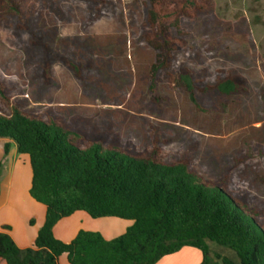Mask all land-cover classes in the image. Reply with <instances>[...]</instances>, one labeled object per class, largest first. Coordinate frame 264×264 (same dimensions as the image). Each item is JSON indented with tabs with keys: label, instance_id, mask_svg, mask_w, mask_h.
Wrapping results in <instances>:
<instances>
[{
	"label": "rangeland",
	"instance_id": "374dc122",
	"mask_svg": "<svg viewBox=\"0 0 264 264\" xmlns=\"http://www.w3.org/2000/svg\"><path fill=\"white\" fill-rule=\"evenodd\" d=\"M34 8L24 30L16 17L0 23L1 114L17 107L117 139L131 153L157 148L166 163L188 159L205 180L243 197L264 226V0H212L198 17H183L186 45L155 74L157 51L144 40L149 0H37ZM186 72L195 102L177 82ZM228 74L245 78L249 91L209 89ZM208 244L212 257L239 264Z\"/></svg>",
	"mask_w": 264,
	"mask_h": 264
},
{
	"label": "trees",
	"instance_id": "16d2710c",
	"mask_svg": "<svg viewBox=\"0 0 264 264\" xmlns=\"http://www.w3.org/2000/svg\"><path fill=\"white\" fill-rule=\"evenodd\" d=\"M36 1L0 0V23L16 17L23 22L19 28L26 29ZM149 2L144 40L157 51L155 74L168 69L186 45L181 19L198 17L212 0ZM59 61L76 69L66 58ZM50 67L48 62L47 72ZM177 82L195 102L191 74L183 73ZM209 89L226 96L249 91L247 80L233 74ZM0 95L4 99L1 85ZM0 140H7L5 154L16 144L19 153L29 155V193L46 207L45 223L31 247L21 249L9 233H0V264H60L65 254L69 264H156L185 246L201 251L200 264H233L230 257H212L208 242L232 251L239 264H264V226L257 220L258 211L224 183L205 180L188 159L166 163L157 148L131 153L117 139L108 142L73 130L60 118L31 117L17 107H10L8 115L0 113ZM1 171L0 159V175ZM78 211L94 219L114 217L133 224L112 240L86 230L69 243L57 239L55 226Z\"/></svg>",
	"mask_w": 264,
	"mask_h": 264
},
{
	"label": "crops",
	"instance_id": "0c3cea01",
	"mask_svg": "<svg viewBox=\"0 0 264 264\" xmlns=\"http://www.w3.org/2000/svg\"><path fill=\"white\" fill-rule=\"evenodd\" d=\"M7 140H0V233L11 235L21 249L31 247L46 219V207L35 201L29 190L32 182L30 157L18 152L13 144L8 154L4 152ZM133 222L119 218L94 219L86 212L78 211L62 219L54 228L57 239L69 243L80 230L99 232L105 239L112 240L123 235ZM10 226L3 230L2 226ZM203 256L200 250L191 246L163 257L156 264H200ZM60 264H69L67 255L60 258Z\"/></svg>",
	"mask_w": 264,
	"mask_h": 264
}]
</instances>
